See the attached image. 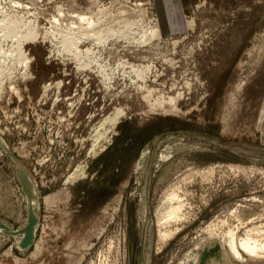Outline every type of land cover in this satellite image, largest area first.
<instances>
[{
	"label": "rangeland",
	"instance_id": "374dc122",
	"mask_svg": "<svg viewBox=\"0 0 264 264\" xmlns=\"http://www.w3.org/2000/svg\"><path fill=\"white\" fill-rule=\"evenodd\" d=\"M2 1L0 264H264V0Z\"/></svg>",
	"mask_w": 264,
	"mask_h": 264
},
{
	"label": "bare ground",
	"instance_id": "6f19581e",
	"mask_svg": "<svg viewBox=\"0 0 264 264\" xmlns=\"http://www.w3.org/2000/svg\"><path fill=\"white\" fill-rule=\"evenodd\" d=\"M20 2H23L22 0H19ZM36 1V2H35ZM95 1H98V0H95ZM3 2V1H2ZM11 2H12V0H5L3 3H6L8 6H11V7H13V5L11 4ZM23 3H25L24 4V6L23 7H26V8H28V9H31V8H33V11L34 12H38L39 13V23H40V25H41V28H45V29H48L50 26H49V22L51 21V17L53 16V15H56L57 13H58V9H61L62 7H60V6H58V7H53V5L51 6V9L52 10H49V6H50V4H51V1L50 0H27V1H25V2H23ZM33 6V7H32ZM19 8V10L18 11H25L24 9H20V7H18ZM63 10H64V12H67V10L66 9H64V8H62ZM42 20H44V23H42ZM84 20H91V19H87V18H84L83 19V21ZM90 23H92V22H90ZM8 30H9V34H11V35H16V26L14 25V24H11L9 27H8ZM153 33L156 35V37L158 38V33H159V29H157L156 27H155V29L153 30ZM41 40V41H40ZM49 42V41H48ZM36 43H43L42 42V39H37V40H32V42H31V44H36ZM45 44V43H44ZM113 47V45L111 46V47H107V48H112ZM26 56H28V54L26 53ZM108 63H109V61L108 60H106ZM23 67V69H24V71H27L28 72V69H29V64H28V68H27V70L25 69V67L24 66H22ZM137 76H136V79H140V76L139 75H141V73L140 72H138L137 74H136ZM20 77V76H19ZM242 85H243V82H240L239 84H237V86H236V88H235V92L233 93V95L230 97V101H232L233 99L235 100L236 99V94L239 92V90H240V88H242ZM145 99V98H144ZM111 123V122H113V121H108V123ZM99 128H101V126L99 127ZM108 128H110V127H108ZM108 131V129L107 130H105V132H107ZM105 132L103 133V134H105ZM103 134L101 133V132H97V136H103ZM24 188H25V186H24ZM32 196H33V199H31L32 200V202H31V205L30 206H32V203L34 204L35 203V200H36V198H35V195H34V193H33V188H32ZM174 196H176V193L174 194ZM179 197V196H178ZM170 198H172V196L170 197ZM177 201V200H176ZM178 202V201H177ZM171 207H173V206H171ZM177 207V206H176ZM170 209H172V208H170ZM173 210V209H172ZM31 211V210H30ZM179 212V211H178ZM166 214V213H165ZM170 215H174V211H172L171 212V214H169V216ZM176 215H178L177 213H176ZM167 216V215H166ZM179 216V215H178ZM176 217V216H175ZM178 218V217H177ZM173 219H175V218H173ZM165 220H167V219H165ZM170 220H172V218L170 219ZM28 222H31L33 225H35L36 224V222H37V219L35 218V216H34V214L31 212V216H30V220L28 221ZM8 229V228H7ZM1 230H3V229H1ZM3 231H5V230H3ZM6 231H8V230H6ZM10 232V231H9ZM159 232H161V231H159ZM24 234V233H23ZM27 234L28 235H31V237H32V234H31V230L30 231H28L27 232ZM160 237V236H159ZM166 237H167V234H166ZM163 238V237H162ZM165 239V238H164ZM249 241V240H248ZM252 243V242H251ZM255 244V243H254ZM250 245L249 243H247V242H241L239 245L242 247V249H243V251L246 253V255L249 257V258H255L258 254H259V251H258V249H257V245ZM262 245V244H261ZM234 246V245H233ZM262 247V246H261ZM264 247V246H263ZM262 247V248H263ZM259 248V247H258ZM199 255V254H198ZM230 255L233 257V258H236V259H239V258H241L240 257V255L237 253V251L235 250V248L234 249H232V250H230ZM198 257H200V256H198ZM218 257H220V260L222 259V261L224 260L225 261V263H228L229 261V255H228V252H226L224 249H221L220 251H219V253H218ZM217 259V258H216ZM201 261V260H200ZM199 259H197L196 260V262H195V264H200L199 262ZM202 264H203V262H202Z\"/></svg>",
	"mask_w": 264,
	"mask_h": 264
},
{
	"label": "crops",
	"instance_id": "0c3cea01",
	"mask_svg": "<svg viewBox=\"0 0 264 264\" xmlns=\"http://www.w3.org/2000/svg\"><path fill=\"white\" fill-rule=\"evenodd\" d=\"M152 1L164 37H173L187 31L184 0Z\"/></svg>",
	"mask_w": 264,
	"mask_h": 264
}]
</instances>
